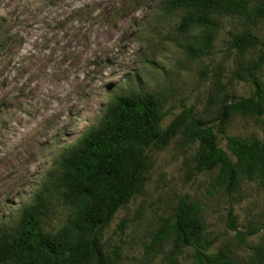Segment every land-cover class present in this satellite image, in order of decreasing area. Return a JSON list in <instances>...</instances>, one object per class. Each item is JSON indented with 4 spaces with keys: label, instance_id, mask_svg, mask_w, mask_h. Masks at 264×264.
Masks as SVG:
<instances>
[{
    "label": "rangeland",
    "instance_id": "374dc122",
    "mask_svg": "<svg viewBox=\"0 0 264 264\" xmlns=\"http://www.w3.org/2000/svg\"><path fill=\"white\" fill-rule=\"evenodd\" d=\"M162 2L0 0V39H8V32L20 35L11 47L0 46V222L15 227L21 209L42 192L44 231L66 223L73 206L56 182L59 157L101 123L114 94L146 90L159 97L164 129L187 109L215 126L222 100L252 93L237 74L261 46L240 51L231 46L230 33L249 30L264 46V18L219 17L210 50L192 58L184 45H193L201 29L179 31L183 11L165 9ZM256 75L264 83V67ZM226 133L264 140V114L234 115ZM218 142L224 148L220 135ZM196 148L179 132L163 148L148 150L143 190L103 230L104 247H119L122 264L164 263L168 245L152 254L146 246L181 199L200 206L212 251L228 250L234 264H249L251 250L228 227L230 210L247 242L264 246V184L243 179L227 193L215 182V171H195ZM178 264H192L190 249Z\"/></svg>",
    "mask_w": 264,
    "mask_h": 264
},
{
    "label": "trees",
    "instance_id": "16d2710c",
    "mask_svg": "<svg viewBox=\"0 0 264 264\" xmlns=\"http://www.w3.org/2000/svg\"><path fill=\"white\" fill-rule=\"evenodd\" d=\"M165 9L181 10V32L200 28L193 45H184L189 57L205 55L219 28V17L264 18V0H163ZM73 12V11H72ZM61 24L64 22H60ZM9 26V25H8ZM231 46L245 51L257 45L260 53L240 66L237 77L247 80L252 93L240 99H225L217 108V125L194 118L182 110L162 129V101L146 90L113 95L102 121L88 129L58 160L56 178L62 197L73 206L66 223L57 231L42 228L46 201L42 192L20 211L13 228L0 222V264H122L121 252L110 251L102 242L103 230L115 212L145 185L150 168L148 150L163 148L177 133L197 143L192 157L196 172L215 171V182L227 193L243 179L264 184V140L255 136L229 135L227 124L234 115L260 117L264 114V83L256 73L264 67V46L245 30L230 33ZM20 35L8 32L0 46L11 47ZM218 135L224 139L219 145ZM227 225L236 232L237 243L251 250L249 264H264V246L250 245L246 234L236 228L230 210ZM168 245L163 264H178L179 256L190 249L192 264H234L229 251H212L214 240L206 233L200 206L181 199L172 216L158 228L146 252L156 253Z\"/></svg>",
    "mask_w": 264,
    "mask_h": 264
}]
</instances>
